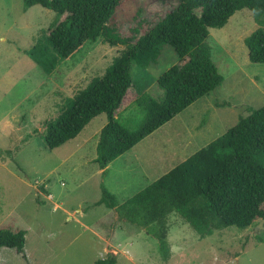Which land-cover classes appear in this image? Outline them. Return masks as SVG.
Masks as SVG:
<instances>
[{
    "label": "rangeland",
    "instance_id": "374dc122",
    "mask_svg": "<svg viewBox=\"0 0 264 264\" xmlns=\"http://www.w3.org/2000/svg\"><path fill=\"white\" fill-rule=\"evenodd\" d=\"M176 5L177 0H126L111 23L121 35L138 28V36ZM53 17L40 4L23 10L22 0H0V228L25 229L24 251L0 247V264H93L107 253L116 264H264V241L256 239L264 238V221L200 234L169 212L171 255L164 261L154 237L96 203L103 186L122 202L235 125L239 115L264 104V62L250 61L244 43L259 26L251 11L240 8L223 26L209 27L204 47L222 83L110 161L104 174L93 161L104 112L54 148L44 142L43 120L56 117L64 98L101 74L125 45L102 36L86 40L45 73L26 50L47 33ZM177 59L173 46L163 43L155 63L131 65L121 121L136 126L142 113L131 100L138 91L161 96L156 79Z\"/></svg>",
    "mask_w": 264,
    "mask_h": 264
},
{
    "label": "trees",
    "instance_id": "16d2710c",
    "mask_svg": "<svg viewBox=\"0 0 264 264\" xmlns=\"http://www.w3.org/2000/svg\"><path fill=\"white\" fill-rule=\"evenodd\" d=\"M125 1L22 0L23 10L40 4L54 12L47 33L26 50L45 73L86 40L102 36L111 44L125 45L101 74L92 76L64 98L56 117L43 120L44 142L54 148L104 112L107 120L98 132L93 158L102 174L110 161L222 83L223 76L204 47L209 27H221L236 10L248 8L259 24L244 37L248 58L264 62V0H177L175 8L138 36V28L121 35L111 23ZM163 43L173 46L178 59L156 79L163 90L161 96L138 91L131 100L142 113L136 126L131 127L118 116L132 85L130 67L135 64L144 68L155 63ZM96 203L113 208L119 217L154 237L164 261L171 255L166 239L169 212L176 211L200 234L229 225L247 227L264 219V104L247 115H239L235 125L122 202L103 186ZM256 239L264 241L263 237ZM24 244L25 229L0 228V247L22 253ZM116 261L113 253H107L93 264Z\"/></svg>",
    "mask_w": 264,
    "mask_h": 264
},
{
    "label": "crops",
    "instance_id": "0c3cea01",
    "mask_svg": "<svg viewBox=\"0 0 264 264\" xmlns=\"http://www.w3.org/2000/svg\"><path fill=\"white\" fill-rule=\"evenodd\" d=\"M194 132H195V131H194ZM194 135H195V134H194ZM191 137H192V135H191ZM136 144H137V143H136ZM136 144H135V145H136ZM132 148H133V150L135 149L134 145H133L130 149H132ZM184 159H185V158H184ZM181 161H182V160H181ZM106 166H107V165H106ZM106 166H105V167H106ZM170 167H172V166H170ZM99 171H102V169L99 168ZM156 173H157V172H156ZM161 173H162V172H161ZM161 173H160V174H155L156 176L153 178V180H154L155 178H157L159 175H161ZM151 181H152V180H151ZM151 181H150V182H151ZM148 183H149V182H148Z\"/></svg>",
    "mask_w": 264,
    "mask_h": 264
},
{
    "label": "water",
    "instance_id": "95a60500",
    "mask_svg": "<svg viewBox=\"0 0 264 264\" xmlns=\"http://www.w3.org/2000/svg\"><path fill=\"white\" fill-rule=\"evenodd\" d=\"M263 221H264V219L261 218V219L259 220V224L262 225Z\"/></svg>",
    "mask_w": 264,
    "mask_h": 264
}]
</instances>
